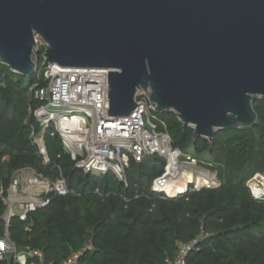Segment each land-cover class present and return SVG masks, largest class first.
Instances as JSON below:
<instances>
[{
  "label": "trees",
  "instance_id": "obj_1",
  "mask_svg": "<svg viewBox=\"0 0 264 264\" xmlns=\"http://www.w3.org/2000/svg\"><path fill=\"white\" fill-rule=\"evenodd\" d=\"M0 73V186L5 191L15 171L30 167L53 181L62 175L73 190L51 193L47 205L10 218L16 249L37 252L28 262L61 264L81 251L77 264H169L180 243L197 238L185 264H264V201L246 186L254 173H264V98L252 104L253 126L218 130L212 140L194 138L193 128L184 127L174 112L159 113L158 130L170 135L173 147L212 160L221 180L217 188L162 198L151 189L164 170L165 159L158 155L131 159L125 185L111 172L93 175L75 168L49 126L43 135L45 163L30 138L31 127L40 130L29 112L39 104L27 95L33 78L27 81L4 64ZM5 210L0 196V236ZM0 264L16 263L11 255Z\"/></svg>",
  "mask_w": 264,
  "mask_h": 264
},
{
  "label": "water",
  "instance_id": "obj_2",
  "mask_svg": "<svg viewBox=\"0 0 264 264\" xmlns=\"http://www.w3.org/2000/svg\"><path fill=\"white\" fill-rule=\"evenodd\" d=\"M38 37L43 64L110 69L107 117L143 89L212 140L253 126L264 98V0H0V64L34 78Z\"/></svg>",
  "mask_w": 264,
  "mask_h": 264
},
{
  "label": "built area",
  "instance_id": "obj_3",
  "mask_svg": "<svg viewBox=\"0 0 264 264\" xmlns=\"http://www.w3.org/2000/svg\"><path fill=\"white\" fill-rule=\"evenodd\" d=\"M44 50V41L36 39L37 72L27 88V95L39 102L29 110L40 126L39 131L31 127L30 138L45 163L49 158L43 135L45 129L52 126L75 168L84 173L100 175L111 172L127 185L131 159L142 162L147 157L158 155L165 159L164 170L153 180L151 189L162 198H177L221 185L212 160L197 158L173 147L170 135L158 130L157 118L151 114L154 108H149L148 91L137 89L134 97L136 106L126 117H107V71L110 69L63 67L56 63H46L39 68L38 54L41 52L44 62ZM1 79L0 73V83ZM158 122L161 123L159 119ZM263 175L256 172L246 181L251 196L260 201H264ZM168 184H178L181 188L170 193L166 187ZM72 192L62 175L53 181L30 167L15 171L6 190L0 186V196L6 205L5 230L0 236V260L10 253L16 264H34L28 262V255L37 252L17 250L10 240V218L14 215L24 217L28 212L47 205L51 193L67 195ZM15 205L18 213L13 209ZM197 243V238L180 243L175 259L169 264H185L186 254ZM80 254L81 251H72L61 264H77Z\"/></svg>",
  "mask_w": 264,
  "mask_h": 264
},
{
  "label": "rangeland",
  "instance_id": "obj_4",
  "mask_svg": "<svg viewBox=\"0 0 264 264\" xmlns=\"http://www.w3.org/2000/svg\"><path fill=\"white\" fill-rule=\"evenodd\" d=\"M37 39H40L41 40V42H43V40L41 39V38H37ZM39 44H40V41H39ZM6 66V65H5ZM8 69H10L8 66H6ZM39 67L40 68H42L43 67V59H40L39 60ZM11 70V69H10ZM12 71V70H11ZM16 73V72H15ZM27 78V81L29 80L30 81V78H28V77H26ZM151 114H153L154 116H156V123H158L159 124V122H158V116H159V113H157L154 109H152L151 110ZM21 175H24V174H21ZM264 176V175H263ZM13 209H14V211L16 212V213H18L19 212V209H18V207L15 205L14 207H13ZM4 214H6V213H4ZM6 216V215H5Z\"/></svg>",
  "mask_w": 264,
  "mask_h": 264
},
{
  "label": "bare ground",
  "instance_id": "obj_5",
  "mask_svg": "<svg viewBox=\"0 0 264 264\" xmlns=\"http://www.w3.org/2000/svg\"><path fill=\"white\" fill-rule=\"evenodd\" d=\"M168 192H175L177 189H180L181 186H179L178 184H168L167 186Z\"/></svg>",
  "mask_w": 264,
  "mask_h": 264
},
{
  "label": "crops",
  "instance_id": "obj_6",
  "mask_svg": "<svg viewBox=\"0 0 264 264\" xmlns=\"http://www.w3.org/2000/svg\"><path fill=\"white\" fill-rule=\"evenodd\" d=\"M10 256H11V254L8 253V254L6 255L5 259L9 258Z\"/></svg>",
  "mask_w": 264,
  "mask_h": 264
}]
</instances>
